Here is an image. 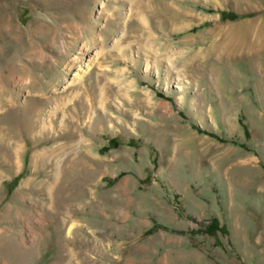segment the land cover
I'll list each match as a JSON object with an SVG mask.
<instances>
[{
	"label": "rangeland",
	"instance_id": "1",
	"mask_svg": "<svg viewBox=\"0 0 264 264\" xmlns=\"http://www.w3.org/2000/svg\"><path fill=\"white\" fill-rule=\"evenodd\" d=\"M0 264H264V0H0Z\"/></svg>",
	"mask_w": 264,
	"mask_h": 264
},
{
	"label": "bare ground",
	"instance_id": "2",
	"mask_svg": "<svg viewBox=\"0 0 264 264\" xmlns=\"http://www.w3.org/2000/svg\"><path fill=\"white\" fill-rule=\"evenodd\" d=\"M91 65H92V62H90L89 60H88V64L87 65H85L84 66V68H80V69H78V70H76L74 73H73V75L71 76V84H74V83H76V82H78V81H80V79L85 75V73L89 70V68L91 67ZM37 85V84H36ZM33 88V87H32ZM52 100V99H51ZM54 103V102H53ZM59 104L60 103H56V105H55V107H53L54 109H52V111L50 112V114H49V116H48V118L50 117V116H53V115H56V113L59 111V110H62L65 106H66V103H61L62 104V108H60V106H59ZM28 105V104H27ZM29 112V111H28ZM28 112H22L24 115H26ZM60 112V111H59ZM64 114V113H63ZM51 119V118H50ZM64 119V118H63ZM46 120V119H45ZM46 123H48V125H46ZM33 125V124H32ZM30 127H32L31 125H29ZM43 127H44V129H52V124H51V120H49V121H45V124L43 123V125H42ZM45 126H47V127H45ZM33 128V127H32ZM42 130V129H41ZM73 139H74V137L73 136H71V137H68L66 140H65V143H62V144H60L62 147H59V150L58 149H56V148H53V147H47V148H44L43 150H39V151H37L38 153L34 156L36 159H39V160H41V161H43V163L46 161L47 162V160L48 161H51L52 159H54V158H56V157H58L59 155H61V153H62V150L61 149H63L65 146H70L72 143H73ZM56 141H58V140H55V141H53V143L54 142H56ZM46 142V141H45ZM44 142V143H45ZM43 145L42 144H40V143H38V144H35V145H33V147H32V149H36V148H38V147H42ZM61 148V149H60ZM38 150V149H37ZM19 151V150H18ZM16 152V151H15ZM13 154V153H12ZM44 154V155H43ZM45 154H48L49 156V158L47 159V157L45 156ZM63 154V153H62ZM15 155V157L14 158H16V160L18 161L19 160V154H18V152L17 153H15L14 154ZM5 157H7V156H5ZM40 161V162H41Z\"/></svg>",
	"mask_w": 264,
	"mask_h": 264
},
{
	"label": "trees",
	"instance_id": "3",
	"mask_svg": "<svg viewBox=\"0 0 264 264\" xmlns=\"http://www.w3.org/2000/svg\"><path fill=\"white\" fill-rule=\"evenodd\" d=\"M242 17H251V15H246V16H242ZM240 18V16H237L236 14H233V13H221V19L223 20H229V21H233V20H236ZM15 181L14 180V184H15ZM14 184H12V186H14ZM201 232L203 233H206L207 235H213L215 234L218 230H219V227H218V223L216 220H211L210 223L203 227L202 229H200Z\"/></svg>",
	"mask_w": 264,
	"mask_h": 264
}]
</instances>
